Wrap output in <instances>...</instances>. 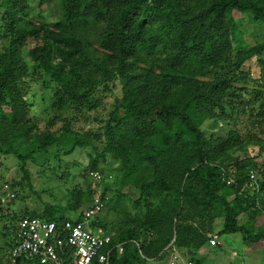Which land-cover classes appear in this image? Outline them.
Wrapping results in <instances>:
<instances>
[{"label": "trees", "instance_id": "trees-1", "mask_svg": "<svg viewBox=\"0 0 264 264\" xmlns=\"http://www.w3.org/2000/svg\"><path fill=\"white\" fill-rule=\"evenodd\" d=\"M33 1L55 3L58 17H31ZM235 12L264 22V0H0V151L13 154L29 179L27 162L52 146L60 159L62 145L68 154L96 140L103 144L102 156L111 154L120 166V189L93 223L112 234L111 264H150L170 244L198 263L195 255L208 245L215 220L217 237L239 234L264 255V227L253 231L240 222L264 213V158L256 161L264 138L203 128L235 124L245 114L264 125V41L244 42ZM28 61L55 84L49 105L55 118L64 110L93 111L118 86L101 131L72 133L67 118L59 130H39L27 101ZM248 145L259 153L248 155ZM231 167L235 182L226 185L223 170ZM88 168L86 190L73 189L66 205L49 203L14 219L61 221L76 214L81 220L97 193L89 173L106 172L96 159ZM108 212L122 218L116 230ZM14 238L5 243L8 250Z\"/></svg>", "mask_w": 264, "mask_h": 264}, {"label": "rangeland", "instance_id": "rangeland-1", "mask_svg": "<svg viewBox=\"0 0 264 264\" xmlns=\"http://www.w3.org/2000/svg\"><path fill=\"white\" fill-rule=\"evenodd\" d=\"M29 14L31 17L47 22L53 21L58 17L59 9L55 3L39 5L36 1L31 2ZM235 17H239L241 25L238 34L247 44H255L264 41V22H254L246 14L235 12ZM264 59V51L262 52ZM30 72L28 78V95L27 101L30 105V115L38 120L39 130L49 128L51 130H59L63 125V119H70L68 126L72 133L86 134L92 132H100V127L104 124L108 117V112L112 107V102L115 96H119V87L112 86L114 90L108 91L104 96H101V104L89 113L64 110L56 118L55 113L49 108L55 84L40 70L35 69L28 61ZM256 64V63H255ZM253 81L250 87H255ZM114 92V93H113ZM206 122L203 125L205 131H212L216 135H225L228 131L236 130L240 135L245 133H255L259 138H264V125L249 118L248 114L241 115L237 122L222 123L210 126L208 128ZM48 126V127H47ZM213 128V129H212ZM207 133V134H208ZM59 148V147H58ZM57 150L56 146L48 149V154H37L33 160L26 164L29 179H26L24 173L19 168V162L13 154H4L0 151V190L5 184L10 187L15 196L5 202H0V264H10L9 248L5 244L11 237L17 227L15 217L22 215L25 211H41L46 204L59 203L66 205L71 201V191L76 189L84 192L87 188L85 178L87 177L89 163L96 159V164L99 169L111 171L114 177L111 182L98 183L93 187L96 194L102 193L106 187L107 196L115 195L116 189L119 190V162L109 153L103 155V144L96 140L90 144L77 146L71 153L65 154L63 145L59 149L60 159H56L53 153ZM248 155H256L259 153L257 145H248ZM47 157V161L45 160ZM264 154L257 157L258 163L262 161ZM89 179V178H88ZM20 183L19 186L13 184ZM129 194V197H134L133 190H123ZM125 200V206L130 211L132 210L131 202ZM102 216L106 214V208ZM109 220H113L114 228L119 225L122 220L121 216L116 213L108 212ZM76 214H71L70 219H74ZM241 223H247L253 231H257L264 227V213L250 216L246 214L241 217ZM220 222L215 220L212 225L211 237L218 241L217 246H209L206 250L202 247L195 255L198 263L191 260L188 255L178 250L181 255L195 262V264H264V255L261 248L257 246L250 250L241 241L239 234H231L227 237H217L216 232L220 230ZM7 233L5 236L4 234ZM169 248L162 258L150 260V264H168ZM10 262V263H9Z\"/></svg>", "mask_w": 264, "mask_h": 264}, {"label": "built area", "instance_id": "built-area-1", "mask_svg": "<svg viewBox=\"0 0 264 264\" xmlns=\"http://www.w3.org/2000/svg\"><path fill=\"white\" fill-rule=\"evenodd\" d=\"M223 172L225 184H234L235 169L231 167ZM89 176L92 181L103 183L111 182L114 174L111 171L102 173L95 170L91 171ZM248 177L252 190L258 193L260 183L256 172L250 171ZM14 196V192L7 184L0 190V202ZM108 199L107 195L96 194L79 221L70 218L47 221L35 216L20 218L17 221L14 245L9 250L11 264H16L18 259L32 264H111L112 234L93 225ZM218 244L214 237L209 238V246ZM115 248L121 253V244H117ZM169 248L171 250L168 264H195L185 259L173 245L170 244Z\"/></svg>", "mask_w": 264, "mask_h": 264}, {"label": "crops", "instance_id": "crops-1", "mask_svg": "<svg viewBox=\"0 0 264 264\" xmlns=\"http://www.w3.org/2000/svg\"><path fill=\"white\" fill-rule=\"evenodd\" d=\"M208 247H209V246H204V249L208 250V249H207Z\"/></svg>", "mask_w": 264, "mask_h": 264}]
</instances>
